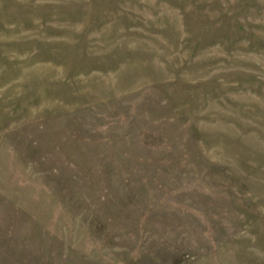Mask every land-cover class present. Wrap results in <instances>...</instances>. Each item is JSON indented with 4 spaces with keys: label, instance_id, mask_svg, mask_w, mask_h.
Returning <instances> with one entry per match:
<instances>
[{
    "label": "rangeland",
    "instance_id": "1",
    "mask_svg": "<svg viewBox=\"0 0 264 264\" xmlns=\"http://www.w3.org/2000/svg\"><path fill=\"white\" fill-rule=\"evenodd\" d=\"M0 264H264V0H0Z\"/></svg>",
    "mask_w": 264,
    "mask_h": 264
}]
</instances>
